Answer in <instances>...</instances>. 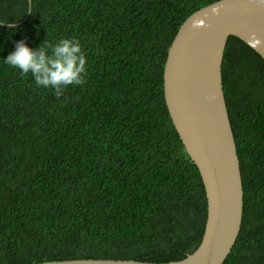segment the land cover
I'll list each match as a JSON object with an SVG mask.
<instances>
[{
	"label": "trees",
	"instance_id": "1",
	"mask_svg": "<svg viewBox=\"0 0 264 264\" xmlns=\"http://www.w3.org/2000/svg\"><path fill=\"white\" fill-rule=\"evenodd\" d=\"M217 1L0 0V264L168 263L195 251L206 196L162 72L180 26ZM62 38L80 41L87 73L60 98L4 63L21 40L35 50ZM221 75L243 181L222 264H264V60L230 36Z\"/></svg>",
	"mask_w": 264,
	"mask_h": 264
},
{
	"label": "water",
	"instance_id": "2",
	"mask_svg": "<svg viewBox=\"0 0 264 264\" xmlns=\"http://www.w3.org/2000/svg\"><path fill=\"white\" fill-rule=\"evenodd\" d=\"M236 37L264 60V0H219L195 11L175 35L163 69L164 101L206 196L195 251L168 263L81 259L32 264H222L239 234L243 190L222 88L226 42Z\"/></svg>",
	"mask_w": 264,
	"mask_h": 264
},
{
	"label": "clouds",
	"instance_id": "3",
	"mask_svg": "<svg viewBox=\"0 0 264 264\" xmlns=\"http://www.w3.org/2000/svg\"><path fill=\"white\" fill-rule=\"evenodd\" d=\"M4 63L22 75L31 73L37 87L53 89L57 98L64 95L69 85L86 83L87 60L77 38H62L56 43L45 39L35 50L21 40Z\"/></svg>",
	"mask_w": 264,
	"mask_h": 264
}]
</instances>
